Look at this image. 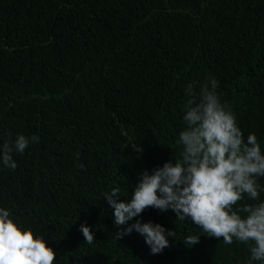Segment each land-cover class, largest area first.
<instances>
[{
    "label": "trees",
    "instance_id": "16d2710c",
    "mask_svg": "<svg viewBox=\"0 0 264 264\" xmlns=\"http://www.w3.org/2000/svg\"><path fill=\"white\" fill-rule=\"evenodd\" d=\"M209 77L264 146V0H0V143L40 137L0 168V206L46 236L55 264H242L243 244L185 246L200 229L171 210L128 222L176 231L162 253L135 231L117 240L102 198L119 187L126 199L141 171L178 155L185 90Z\"/></svg>",
    "mask_w": 264,
    "mask_h": 264
},
{
    "label": "clouds",
    "instance_id": "9594fccd",
    "mask_svg": "<svg viewBox=\"0 0 264 264\" xmlns=\"http://www.w3.org/2000/svg\"><path fill=\"white\" fill-rule=\"evenodd\" d=\"M218 88L214 77L187 86L183 127L176 139L179 153H174L173 160L151 172L141 171L124 200L118 199L119 187L103 193L120 229L117 240L135 231L153 255L162 253L170 245L169 237L176 238V231L150 220L128 222L147 208L171 210L175 224L190 221L200 229L182 239L185 246L198 244L203 234L222 239L225 245H245L248 255L242 264H264V184L260 183L264 179V146L255 133L245 138ZM39 142L35 134L9 136L0 143V168L14 171L18 167L14 154L23 155L30 144ZM79 155L76 153L77 160ZM78 167L86 170L83 164ZM80 231L85 243L93 244L90 227L82 224ZM56 260L57 252L45 235L26 227L9 208L0 206V264H55Z\"/></svg>",
    "mask_w": 264,
    "mask_h": 264
}]
</instances>
